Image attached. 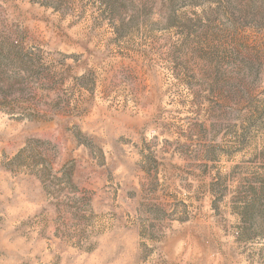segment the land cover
Returning a JSON list of instances; mask_svg holds the SVG:
<instances>
[{"label": "rangeland", "instance_id": "obj_1", "mask_svg": "<svg viewBox=\"0 0 264 264\" xmlns=\"http://www.w3.org/2000/svg\"><path fill=\"white\" fill-rule=\"evenodd\" d=\"M0 264H264V0H0Z\"/></svg>", "mask_w": 264, "mask_h": 264}]
</instances>
